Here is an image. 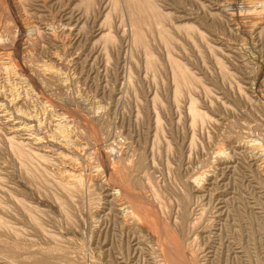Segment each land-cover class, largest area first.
<instances>
[{
	"label": "rangeland",
	"instance_id": "rangeland-1",
	"mask_svg": "<svg viewBox=\"0 0 264 264\" xmlns=\"http://www.w3.org/2000/svg\"><path fill=\"white\" fill-rule=\"evenodd\" d=\"M140 1L0 0V264H264V22Z\"/></svg>",
	"mask_w": 264,
	"mask_h": 264
},
{
	"label": "bare ground",
	"instance_id": "bare-ground-1",
	"mask_svg": "<svg viewBox=\"0 0 264 264\" xmlns=\"http://www.w3.org/2000/svg\"><path fill=\"white\" fill-rule=\"evenodd\" d=\"M143 1H145V2H147V3H150V1L151 0H143ZM127 2H128V4L131 6V10H133V11H136V10H138L139 8H140V0H127ZM242 2V1H241ZM264 2H262L261 0H247L246 2H244L243 4H242V6L244 7V10H245V12L247 13V15L244 17V20L241 22V24H242V27H244L243 29H245L246 31H247V33L249 32V33H251L252 32V30L258 25V23L259 22H264V16L262 15H260L259 14V12L257 13V12H255V10L258 8V7H260V8H262L264 5ZM151 6H152V1H151ZM253 13H252V12ZM242 18V17H241ZM241 21V20H240ZM247 35V34H246ZM177 68H179L178 66H177ZM5 71H6V75H12V74H14L13 73V70H12V68H5ZM57 75L59 74V73H56ZM60 77V76H59ZM183 78H184V80L186 81V80H188L189 79V76L187 75V74H183ZM182 81V80H181ZM259 84V83H258ZM261 87H262V85H261ZM263 88V87H262ZM262 88H260L259 87V90H258V93H259V95L262 97V99H264V88L262 89ZM12 92V91H11ZM12 94V96L14 97L15 96V93H11ZM1 113H3V114H1V116H0V118H2V119H5V116L6 115H4V112L3 111H1ZM65 117V116H64ZM7 119V118H6ZM8 120V119H7ZM65 119H57V120H55V127H56V137L57 138H55L56 140H58L59 142H63V143H65L66 144V146L67 145H73L74 146V141L72 140V137L70 136V134H69V132H68V123L66 122V121H64ZM14 124H16V123H14ZM14 128V130L16 131V132H30V130H29V128H27L26 126H19V127H15L14 125H12ZM30 134V133H29ZM27 135V134H26ZM29 136V141H31V142H33V144H39L40 142H41V138H38V137H35V136H33V135H28ZM37 136V135H36ZM54 139V140H55ZM249 145V144H248ZM254 145V146H253ZM252 146L253 147H257L256 145H255V143L253 142V144H252ZM70 147V146H69ZM78 147V146H77ZM252 147V148H253ZM72 149H76V148H72ZM79 149V148H78ZM255 149V148H254ZM85 150V149H84ZM16 151L19 153V155L23 158V160H25V159H27V158H29L30 157V155L28 154V153H26V152H24L20 147H19V149H16ZM78 152V151H77ZM64 159H66V158H64ZM70 159V158H69ZM66 160H68V159H66ZM70 162H71V164L73 163V161H72V159L70 160ZM75 162V161H74ZM99 171V170H98ZM98 173V172H97ZM68 174V173H67ZM66 175V174H65ZM73 175V174H72ZM98 175H99V173H98ZM78 176V175H77ZM98 177V176H97ZM76 179H78V181H76V183H77V185L78 186H75V188H77V189H81L82 187H84L85 186V184H84V181H83V179H82V177H75V180ZM198 179V178H197ZM125 199V198H124ZM127 202V201H126ZM122 204V207L124 206V205H129L128 204V202H127V204L124 202V203H121ZM126 207V206H125ZM124 207V208H125ZM133 221H132V223L133 224H136L135 222H134V219H132Z\"/></svg>",
	"mask_w": 264,
	"mask_h": 264
}]
</instances>
